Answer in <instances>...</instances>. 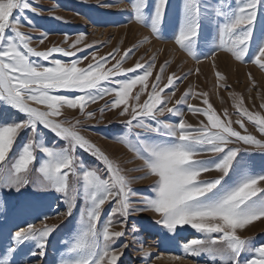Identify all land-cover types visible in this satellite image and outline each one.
I'll return each mask as SVG.
<instances>
[{
    "label": "snow or ice",
    "instance_id": "obj_1",
    "mask_svg": "<svg viewBox=\"0 0 264 264\" xmlns=\"http://www.w3.org/2000/svg\"><path fill=\"white\" fill-rule=\"evenodd\" d=\"M120 2L126 4L130 22L149 28L156 39L169 30L178 50L197 63L215 60L222 52L241 64L251 63L264 70V0H177L175 9L172 0ZM29 11L38 12L33 0H0V193H19L31 186L56 194L66 211L53 215L65 217L73 216L77 201H82L76 235L71 242L61 240L63 258L54 264H122L130 246L122 239L128 234V219L143 212L153 213L154 223L167 236L174 238L185 226L198 234L182 242L185 256H173L174 260L190 256L204 258L206 264H264V245L254 246L239 234L254 221L264 219V115L249 111L242 97L233 96L238 118L233 121L225 110L222 120L207 92L195 94L191 90L169 107L179 84L192 72L183 76L173 72L161 87L169 66L165 61L148 90L147 82L156 69L155 56L147 63L140 57L133 67H123L139 45L124 50L118 60L119 48L99 59L94 50V63L87 67L79 66L87 56H77V52L93 47H78L84 43V33L78 34L67 50L54 46L38 51L31 46L33 37L21 31L25 20L30 30H36L27 18ZM49 34L41 32L39 44ZM64 35L67 43L69 34ZM56 54L72 59L63 61L55 58ZM113 60L112 67H106ZM216 77L218 82L226 79L219 71ZM138 85L141 87L133 95ZM196 95L202 96L206 107L188 103ZM107 96L113 99L101 108V115L105 110H119L120 117H128L124 121L126 132L116 142L142 161L131 171L143 172V176L130 178L124 168L81 134L79 120L59 119L65 108L95 119L96 113L87 108ZM142 96H146L143 102ZM182 105H187L188 112L205 117L207 123L201 121L193 127L183 119ZM166 114L180 119H162ZM245 120L262 138L248 133ZM135 129L141 131L134 133ZM22 132L26 138L17 145ZM48 133L63 145L46 143ZM82 153L102 166L88 165ZM205 154L212 158H197ZM255 154L262 158L258 168L246 163ZM212 171L218 174L216 178H201ZM149 177L153 185L148 193L132 188L137 180ZM39 219L41 227L32 221L14 234L8 230L9 242L0 251V264H31L29 257H46L50 238L59 225H47L49 214ZM116 224L122 230L114 231ZM131 231L133 242L140 245L136 250L142 264H151V252L135 235L141 231L135 222ZM3 235L0 224V238ZM29 243L32 247L24 252L22 246Z\"/></svg>",
    "mask_w": 264,
    "mask_h": 264
},
{
    "label": "rangeland",
    "instance_id": "obj_2",
    "mask_svg": "<svg viewBox=\"0 0 264 264\" xmlns=\"http://www.w3.org/2000/svg\"><path fill=\"white\" fill-rule=\"evenodd\" d=\"M172 3L175 9L177 0H172ZM102 4H112L114 6L101 7ZM33 5L38 9V12L32 13L29 11L26 15L33 22L36 30H30L27 20H25L21 31L33 37L31 46L38 51H44L54 46L64 47L67 50L75 41L77 35L84 33L86 34L84 43L78 47L84 48L87 44H91L93 47L77 52V56H87V59H84L79 65L80 67H87L89 63H94L91 58V53L94 50H96L97 59H99L119 48L120 53L116 56L118 60L123 55L124 50L139 45L135 54L123 64V67H133L140 60V57H143L141 62L147 63L155 56L156 69H154L153 76L147 82L149 84L148 90H150L151 84L155 82V76L165 61L168 62L169 66L163 74L161 87L167 83V77L173 72L177 76L192 72L187 79L179 84L176 95L168 105L169 107L185 92L191 90L195 94L207 92L209 102L222 120L224 119L225 110H227L233 121L238 118L233 96L242 97L243 106L249 111L264 115V108L261 107L264 104V70H261L257 65L251 63L241 64L235 61L230 54L222 52L217 54L215 60L207 59L197 63L186 53L178 50V46L174 44L172 33L169 30L164 31L162 39H156L149 28L134 21L130 22L127 6L121 3L120 0H33ZM41 32L50 33L43 44L38 42ZM65 33L69 34L67 43H65ZM55 58L63 61L72 59L58 54ZM33 59L42 62L37 58ZM114 63L115 60L111 61L106 67L110 68ZM217 71L226 77L225 81L218 82ZM140 87L138 85L133 90V95L139 91ZM69 95L73 94L69 93ZM112 99V96H107L87 108V111L96 113L95 119L88 120L79 114V110L67 108L63 110V115L59 119L68 120L71 123L79 120L81 134L104 151L110 159H113L124 168L130 178L143 176V172L131 171L139 167L142 161L137 159L135 154L129 151L127 147L116 142V138L126 132L124 121L128 117H120L118 115L119 110H105L101 115V108ZM144 99H146V96H142L141 102ZM188 103L199 108L206 107L202 103V96L200 95H196ZM180 107L184 110L183 119L192 124L193 127H198L201 121L207 123L206 118L202 115L188 112L186 110L187 105ZM162 119L178 120L180 118L170 117L166 114ZM245 126L249 134L262 138L255 126L246 120ZM233 127L244 134L239 125L233 123ZM140 131L135 129L134 133ZM25 138V133L22 132L17 145L22 144ZM45 142L57 147L62 146L64 143L63 141H56L51 133H48ZM82 155L88 165L102 166L99 161L87 153H82ZM197 158L209 160L212 157L210 154H205ZM246 163L250 167L255 166L258 168L262 163V158L259 154H255L253 157L248 158ZM217 175L216 172L212 171L204 173L201 178L213 179ZM152 185L153 178L149 177L148 179L137 180L132 184V188L148 193ZM135 199H139V197H134ZM52 205L57 206L53 208ZM81 206L82 201L78 200L73 216H55L53 215L54 212L63 213L66 211L65 206L56 199V194L37 191L31 186L22 189L19 193L3 191L0 193V224L4 226V235L0 238V251L9 242L7 235L9 229L14 234L17 228L23 227L32 221H35L37 227H41L39 217L43 214H49V219L46 221L47 225H59V227L50 238L47 255L44 258L29 257L28 260L31 264H54L55 261L63 258L61 252L64 245L61 240L71 242L76 235L75 229L78 227L77 221ZM107 208L106 205L105 211H107ZM119 219V217H116L117 221ZM155 219L156 217L151 212L133 214L128 219V234L122 239L126 240L130 246L122 257V264H142L141 255L136 250L140 245L133 242L131 226L134 222L141 229L139 233L135 234L137 239H142L145 249L151 252V264H197V261H199V264H206L204 258L189 256L180 260L172 259L173 256H185L182 251V242L198 234L185 226L186 230L181 229L174 238L167 236L154 223ZM113 230L120 231L122 229L119 224H116ZM239 234L242 238L249 239L254 246L264 245V219L254 221L243 230H240ZM31 247L30 243L22 246L24 252H27Z\"/></svg>",
    "mask_w": 264,
    "mask_h": 264
},
{
    "label": "bare ground",
    "instance_id": "obj_3",
    "mask_svg": "<svg viewBox=\"0 0 264 264\" xmlns=\"http://www.w3.org/2000/svg\"><path fill=\"white\" fill-rule=\"evenodd\" d=\"M183 58V57H182Z\"/></svg>",
    "mask_w": 264,
    "mask_h": 264
}]
</instances>
